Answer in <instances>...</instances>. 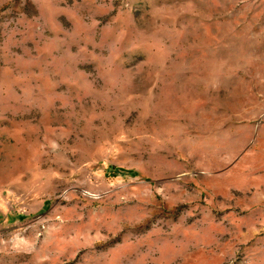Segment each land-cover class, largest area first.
Returning a JSON list of instances; mask_svg holds the SVG:
<instances>
[{
  "label": "rangeland",
  "instance_id": "1",
  "mask_svg": "<svg viewBox=\"0 0 264 264\" xmlns=\"http://www.w3.org/2000/svg\"><path fill=\"white\" fill-rule=\"evenodd\" d=\"M0 264H264V0H0Z\"/></svg>",
  "mask_w": 264,
  "mask_h": 264
}]
</instances>
